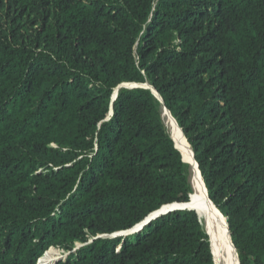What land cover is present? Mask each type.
I'll list each match as a JSON object with an SVG mask.
<instances>
[{
    "label": "trees",
    "instance_id": "obj_1",
    "mask_svg": "<svg viewBox=\"0 0 264 264\" xmlns=\"http://www.w3.org/2000/svg\"><path fill=\"white\" fill-rule=\"evenodd\" d=\"M162 108L264 264V0H0V264H216Z\"/></svg>",
    "mask_w": 264,
    "mask_h": 264
},
{
    "label": "bare ground",
    "instance_id": "obj_2",
    "mask_svg": "<svg viewBox=\"0 0 264 264\" xmlns=\"http://www.w3.org/2000/svg\"><path fill=\"white\" fill-rule=\"evenodd\" d=\"M178 142L177 146L182 145L184 151V159L188 163H193V154L186 147L185 139L178 127H176ZM198 168V167H197ZM195 193L193 195L191 203L188 204L189 207L194 208L199 216L209 223L211 228V234L217 240L219 248V256L224 264H240L238 256L234 251V246L231 241V237L228 231L227 222L222 218L220 213L210 202L205 186L200 179L198 173L195 176ZM215 251V250H214ZM214 253V252H213ZM53 255L52 251L49 250L40 258V263L44 262L47 258H51ZM47 257V258H46ZM219 259V258H218ZM221 263V262H220Z\"/></svg>",
    "mask_w": 264,
    "mask_h": 264
},
{
    "label": "rangeland",
    "instance_id": "obj_3",
    "mask_svg": "<svg viewBox=\"0 0 264 264\" xmlns=\"http://www.w3.org/2000/svg\"><path fill=\"white\" fill-rule=\"evenodd\" d=\"M162 117H163V120H164L166 126L168 127L169 131L171 132L173 139L175 140V142L177 144V142H178V136H177L176 127H178V125L176 124V122L174 121V119L171 117V115L169 114V112L165 108H162ZM185 143H186V140H185ZM178 147L180 148V150L182 151L183 156H184L183 146L180 145ZM186 147L188 148L187 143H186ZM188 164L191 167V175H190V178H191V183H192V186L194 188V193H195V182H194V180H195L196 173H198V175H199L200 179L202 180V182H203V179L201 177V174L198 171V168H197V165H196L195 160L193 159V163L192 164L191 163H188ZM203 184H204V182H203ZM200 218H201V220L203 222V225H204V228H205L206 232L210 236L211 245H212V252H214L213 254H214L215 263L216 264H224L223 261L220 259V256H219V248H218L217 240L211 234V228H210L209 223H207V221L205 219H203L201 216H200ZM222 218L226 221L225 217L222 216ZM50 250L52 251L53 255H52L51 258H47V257H46L47 259L44 258V260H46V261H44L43 264H50L52 262H55L57 260L62 259L63 256H64V251L62 249L58 248V247H51Z\"/></svg>",
    "mask_w": 264,
    "mask_h": 264
},
{
    "label": "water",
    "instance_id": "obj_4",
    "mask_svg": "<svg viewBox=\"0 0 264 264\" xmlns=\"http://www.w3.org/2000/svg\"><path fill=\"white\" fill-rule=\"evenodd\" d=\"M170 114V113H169ZM196 162V161H195ZM197 167H198V164L196 163ZM211 201V200H210ZM172 209H189V210H195L194 208L192 207H189L188 206V203L186 204H172V205H168V206H164L161 210L157 211L156 213H154L153 215H158V214H161V213H164L166 211H169V210H172ZM196 211V210H195ZM197 212V211H196ZM198 214V212H197ZM199 215V214H198ZM142 224L136 226L131 232H134V231H137L140 227H141ZM47 253V252H45ZM40 262V261H39ZM240 263V261H239Z\"/></svg>",
    "mask_w": 264,
    "mask_h": 264
},
{
    "label": "clouds",
    "instance_id": "obj_5",
    "mask_svg": "<svg viewBox=\"0 0 264 264\" xmlns=\"http://www.w3.org/2000/svg\"><path fill=\"white\" fill-rule=\"evenodd\" d=\"M47 252V251H46Z\"/></svg>",
    "mask_w": 264,
    "mask_h": 264
}]
</instances>
